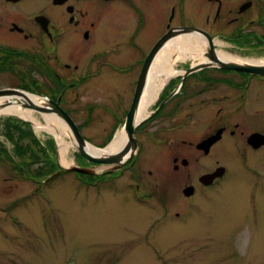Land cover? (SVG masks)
I'll use <instances>...</instances> for the list:
<instances>
[{
	"label": "flooded vegetation",
	"instance_id": "obj_1",
	"mask_svg": "<svg viewBox=\"0 0 264 264\" xmlns=\"http://www.w3.org/2000/svg\"><path fill=\"white\" fill-rule=\"evenodd\" d=\"M181 28L192 29V34H177ZM180 36L204 42L203 56L210 54L209 45L216 54L221 43L219 50L232 57L264 59V0H0V79L8 88L31 91L54 112L52 103L74 124L81 93H115L111 103L84 99L89 118L98 106H111V130L101 145L94 144L97 148L110 144L121 129L127 134L125 120L140 89L126 163L113 169L88 162L77 152L78 167L98 172L77 175L82 185L112 182L113 188L133 191L135 200L158 199L164 219L182 220L196 207L195 198H204L205 190L235 172L237 158L252 164L250 156L257 154L255 164L260 162L264 77L235 69L195 68L204 62L192 58L183 66L176 61L171 72L161 76L155 98L137 121L157 54ZM83 126L75 124L86 141ZM33 136L47 154V141ZM254 138L259 140L252 143ZM219 158L232 162L221 163ZM103 167L109 171L98 170ZM12 169L13 178H4L0 164L2 192V182H15L19 166Z\"/></svg>",
	"mask_w": 264,
	"mask_h": 264
},
{
	"label": "rangeland",
	"instance_id": "obj_2",
	"mask_svg": "<svg viewBox=\"0 0 264 264\" xmlns=\"http://www.w3.org/2000/svg\"><path fill=\"white\" fill-rule=\"evenodd\" d=\"M175 64L183 66L185 60ZM5 82L0 79V89L11 87ZM85 98L105 104L116 94L103 89L93 96L81 93L75 124L84 123L86 146L97 148L111 130L113 114L110 105L98 106L89 118ZM43 114L34 112L45 126ZM5 122L29 131L21 119L0 117V140L7 142L0 143L4 178L12 179L13 166H19L15 182H2L5 192L0 189V264H264V155L257 164V154L250 156L255 165L237 158L235 172L205 190L204 198H195L189 216L164 219L158 199L135 200L133 191L113 188L112 182L82 185L80 173L63 171L78 167L76 147L69 146L61 157L57 138L47 131L31 127L36 137L47 141V154L33 159L29 153H15L14 131L8 138ZM67 127L61 133L71 144L73 134Z\"/></svg>",
	"mask_w": 264,
	"mask_h": 264
},
{
	"label": "bare ground",
	"instance_id": "obj_3",
	"mask_svg": "<svg viewBox=\"0 0 264 264\" xmlns=\"http://www.w3.org/2000/svg\"><path fill=\"white\" fill-rule=\"evenodd\" d=\"M206 48L207 46L204 42H200L190 36H180L177 39L171 40L164 46V49L159 54H157L154 63L151 67L150 73L148 75V80L146 84L147 88L140 102V107L138 109L137 114V121L143 118L146 107L149 105L150 102L153 101L156 96L157 89L160 87L161 76H166L171 72L173 63L176 61H184L187 58H192L197 62H204L205 59L203 58V51ZM216 56L220 61L224 62H236L240 64H246L245 62H247L249 64L264 65V59H262V61L243 60L236 57H232L226 54L225 52H222L221 50L216 51ZM4 89L22 90L26 93L23 97H0V117L11 116L24 120V123L29 126L31 132H33L31 127L33 128L34 126V129L36 130H44L50 134H53L57 138L59 144L60 156H65V150H67L69 146L75 145L74 140H72L71 144H68L63 139L61 131L62 129L67 127V123L59 116L53 115L51 113H44L43 118L46 122V125L42 126L37 121V118L34 116V112L37 110L32 107L24 108V105L27 104L45 107V101L42 98L34 95V93L28 90L17 88H2L0 90ZM26 121L30 123H27ZM37 137L40 138L39 136ZM0 143L5 146L7 145V142L3 140H0ZM125 143L126 135L121 129L116 133L114 139L106 148L97 149L91 145H87L86 152L93 157H103L106 155L121 152L124 148Z\"/></svg>",
	"mask_w": 264,
	"mask_h": 264
},
{
	"label": "water",
	"instance_id": "obj_4",
	"mask_svg": "<svg viewBox=\"0 0 264 264\" xmlns=\"http://www.w3.org/2000/svg\"><path fill=\"white\" fill-rule=\"evenodd\" d=\"M177 34L180 35H190L192 34V29L190 28H181L178 29ZM165 39H167V37H164L163 39H161L152 49L150 55L147 58V62L149 63L152 59V57L155 55L156 51L160 48V46L165 42ZM209 49H210V54L208 56H204L206 58V62H204L202 65H200L199 67H195V68H207V67H217L220 69H235L238 71H243V72H247L250 73L252 75L255 76H261L264 77V65H252V64H235V63H229V62H224V61H220L218 59V57L216 56V54L212 51L210 45H209ZM147 64V63H146ZM145 64V66H146ZM140 89L136 90L135 92V100L136 102H133L132 107L130 109L129 115L127 116L126 120H125V130L127 132V138L128 140L133 141L132 139V135H133V131H134V121L132 120V116L134 114L135 108H136V103H137V99L139 97L140 94ZM26 92L22 91V90H15V89H4V90H0V97H23L25 95ZM52 107H54L55 111H51L45 107H40V106H35V105H31V104H27L24 105V108H34L36 109L38 112L41 113H49L51 112V114H56L57 116L61 117L66 123L67 126L70 128L72 134H73V138L76 140V142L78 143V147L77 145H75L77 147V151L89 162H93V163H97V164H105V165H113L114 168H121L123 166L124 163H126L125 156H126V152H127V146L126 144L124 145V148L121 152L115 153V154H111V155H106L103 157H93L91 156L89 153L86 152V142L84 141V139L79 135L75 124L70 120V118L64 114L62 112L61 109H59L58 107H56L55 105H53L52 103L50 104ZM27 123H30L28 121H26ZM259 139L254 138L251 139L250 141L252 143H256ZM106 168H99L98 170H106ZM63 171H71V172H76V173H80V174H84V175H89V176H93V175H97L98 172H96V170H90V169H82V168H78V167H71V168H67V169H63ZM106 171H109L108 169ZM61 172V171H60ZM221 172V169L220 171ZM217 176H219V173L217 174ZM189 195V193H188Z\"/></svg>",
	"mask_w": 264,
	"mask_h": 264
},
{
	"label": "trees",
	"instance_id": "obj_5",
	"mask_svg": "<svg viewBox=\"0 0 264 264\" xmlns=\"http://www.w3.org/2000/svg\"><path fill=\"white\" fill-rule=\"evenodd\" d=\"M19 124L24 126V124L22 122ZM27 127L29 128V126H27ZM5 128H6V135L10 139H12V137H13L12 133L14 131L13 135H14V141L16 143L15 153H18L21 155L24 154L25 156H27V153H29V156H31L33 159H37L38 154H43L40 151V147H39L36 139L34 138L30 128H29V131L28 130L24 131L21 129V126L15 125V124H10V122H5ZM25 139L27 140L26 143L24 145H21L20 143L22 141H24ZM26 149H28V150H26ZM3 153H5V152H3ZM36 161H38V160H36Z\"/></svg>",
	"mask_w": 264,
	"mask_h": 264
}]
</instances>
